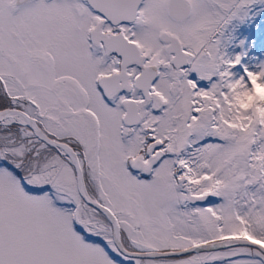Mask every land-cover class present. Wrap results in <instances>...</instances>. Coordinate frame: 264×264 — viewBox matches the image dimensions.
I'll return each mask as SVG.
<instances>
[{
    "label": "snow or ice",
    "instance_id": "snow-or-ice-1",
    "mask_svg": "<svg viewBox=\"0 0 264 264\" xmlns=\"http://www.w3.org/2000/svg\"><path fill=\"white\" fill-rule=\"evenodd\" d=\"M0 264H264V0H0Z\"/></svg>",
    "mask_w": 264,
    "mask_h": 264
}]
</instances>
